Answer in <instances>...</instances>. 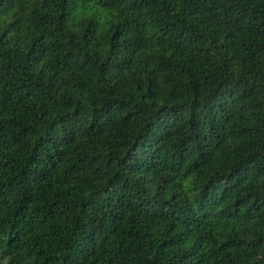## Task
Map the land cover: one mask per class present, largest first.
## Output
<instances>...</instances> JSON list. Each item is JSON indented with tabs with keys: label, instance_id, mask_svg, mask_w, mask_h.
<instances>
[{
	"label": "trees",
	"instance_id": "16d2710c",
	"mask_svg": "<svg viewBox=\"0 0 264 264\" xmlns=\"http://www.w3.org/2000/svg\"><path fill=\"white\" fill-rule=\"evenodd\" d=\"M0 264H264V0H0Z\"/></svg>",
	"mask_w": 264,
	"mask_h": 264
}]
</instances>
